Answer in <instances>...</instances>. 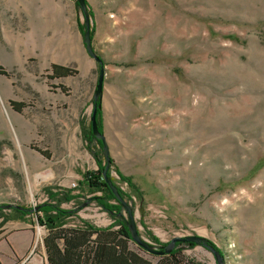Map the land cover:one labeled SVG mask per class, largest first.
I'll return each mask as SVG.
<instances>
[{"label":"rangeland","instance_id":"rangeland-1","mask_svg":"<svg viewBox=\"0 0 264 264\" xmlns=\"http://www.w3.org/2000/svg\"><path fill=\"white\" fill-rule=\"evenodd\" d=\"M86 6L101 64L85 49L77 0H0V205L36 211L52 202L74 210L65 225L113 222L91 199L101 192L79 183L96 158L105 159L83 135L104 67L108 169L140 237L159 248L175 236L201 235L224 264H264V0ZM54 63L76 73L51 78ZM14 208L1 207L0 230L28 221L36 235L29 256L38 258L46 228ZM119 217L128 218L124 208ZM177 249L217 264L202 245Z\"/></svg>","mask_w":264,"mask_h":264},{"label":"trees","instance_id":"trees-1","mask_svg":"<svg viewBox=\"0 0 264 264\" xmlns=\"http://www.w3.org/2000/svg\"><path fill=\"white\" fill-rule=\"evenodd\" d=\"M81 27L85 29V24ZM90 35L92 39L91 28ZM51 71V78L76 73V70L69 66L55 63L51 65ZM91 103V114L95 109L97 127L102 132L101 100H95L93 97ZM12 105L16 110H19L21 107L20 102H12ZM90 124L91 122L89 121V128L83 133L84 138L87 144L93 141L96 142L99 154L103 158L102 143L91 133ZM87 147L95 157L98 155L95 149H92L90 146ZM103 160L96 158L97 168L87 171L84 174V182L79 183L80 186L86 184L88 191L101 192L100 196H92L91 199H97L99 204L112 215L113 222L110 225L97 227L84 220L82 221V225H65V218L73 214L74 210L60 208L52 202L39 204L36 211L34 208L28 207H22L21 209L14 208L20 214V217L27 214H36L39 223L45 226L46 233L42 237V245L45 249L48 264H202L195 259L187 258L181 254L180 250L177 249L179 243L175 245L170 253L156 255L148 253L131 239L126 220L119 217L122 206L104 182L102 169L105 165V159ZM107 175L111 179L109 169L107 170ZM120 178L129 182V185H133L130 178L121 174ZM118 191L123 196V192L119 188ZM49 197L56 202L60 201L56 194L50 193ZM62 197L64 200L71 198L67 192ZM110 199H113L115 202H108ZM3 205L5 204L0 205V209L1 207L4 208ZM208 242L218 250L210 240ZM191 244L194 245V243ZM152 257L157 258V260L154 261Z\"/></svg>","mask_w":264,"mask_h":264},{"label":"water","instance_id":"water-1","mask_svg":"<svg viewBox=\"0 0 264 264\" xmlns=\"http://www.w3.org/2000/svg\"><path fill=\"white\" fill-rule=\"evenodd\" d=\"M77 4L82 10L85 18V29L83 33V42L85 44V49L87 53L94 58V60L101 64L102 59L101 57L93 50L92 48V39L90 35V24H89V15L87 12V6H86V0H77ZM103 81H104V67H101L99 70V75L97 79L96 88L94 91V99L95 100H101L102 97V88H103ZM96 110L94 109L91 116H90V128L91 133L93 136L100 140L102 143V148L104 152V157L106 164L104 168L102 169V175L104 182L106 186L110 189L114 197L117 199V201L121 204V206L125 209L127 212L128 218L126 219V225L128 232L130 234L131 239L140 247H142L144 250H146L150 254H156V255H162L164 253H170L175 245L180 242H190L194 244L202 245L203 247L209 249L215 256L217 264H224L223 256L219 253L218 250H216L209 242L208 239L201 235H186V236H175L170 239L169 242L166 244L161 245L159 248H155L151 246L147 241L143 240L138 232L137 225L135 222L134 214L132 212V208L130 205L125 201V199L122 197L121 193L118 191L117 186L113 183V181L108 177L107 170L111 163V157L109 154L108 146L105 140V136L102 132L98 130L97 122H96ZM4 207L8 208L11 206H14L16 208L21 209L22 206L17 204H5Z\"/></svg>","mask_w":264,"mask_h":264},{"label":"crops","instance_id":"crops-1","mask_svg":"<svg viewBox=\"0 0 264 264\" xmlns=\"http://www.w3.org/2000/svg\"><path fill=\"white\" fill-rule=\"evenodd\" d=\"M19 229L0 230V264H48L45 249L42 245L39 257L29 256L36 235L28 221L23 220ZM29 257V258H28Z\"/></svg>","mask_w":264,"mask_h":264},{"label":"built area","instance_id":"built-area-1","mask_svg":"<svg viewBox=\"0 0 264 264\" xmlns=\"http://www.w3.org/2000/svg\"><path fill=\"white\" fill-rule=\"evenodd\" d=\"M73 187H75L76 186V183H74V182H72V184H71Z\"/></svg>","mask_w":264,"mask_h":264},{"label":"flooded vegetation","instance_id":"flooded-vegetation-1","mask_svg":"<svg viewBox=\"0 0 264 264\" xmlns=\"http://www.w3.org/2000/svg\"><path fill=\"white\" fill-rule=\"evenodd\" d=\"M106 164V163H105ZM105 166V165H104ZM104 168V167H103ZM109 168V167H108ZM118 188V187H117ZM123 197V196H122ZM124 198V197H123ZM123 208V207H122Z\"/></svg>","mask_w":264,"mask_h":264}]
</instances>
